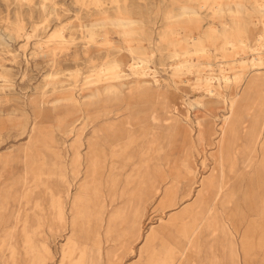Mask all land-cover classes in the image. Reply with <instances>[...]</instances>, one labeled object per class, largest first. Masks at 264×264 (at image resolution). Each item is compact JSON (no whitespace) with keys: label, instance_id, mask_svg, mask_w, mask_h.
Returning <instances> with one entry per match:
<instances>
[{"label":"rangeland","instance_id":"374dc122","mask_svg":"<svg viewBox=\"0 0 264 264\" xmlns=\"http://www.w3.org/2000/svg\"><path fill=\"white\" fill-rule=\"evenodd\" d=\"M129 1L143 4L146 12L137 16L146 24L156 23L151 37L143 31L124 37L122 28L110 19L97 21L93 33L91 26L104 17L98 9L110 7L111 0H0V198L9 196L11 209L0 227V240L8 234L0 264H77L79 248L95 247L97 234L100 257L95 256L93 264H150L153 246L160 249L175 237L186 242L183 234L188 229L183 227L210 210L200 254L191 252L176 264H211V248L219 264H264L258 165L263 154L260 150L254 159L243 155L252 161L243 163L242 158L234 159L231 150L235 144L246 147L252 123L264 119L262 88L246 84L259 73L264 82V60L255 66L251 52L237 56L224 27L232 22L231 10L237 9L238 21L246 28L230 39L235 48L242 46L245 36L264 37V0H218L219 6L217 0ZM185 5L188 10L182 17L191 14L200 19L179 20ZM170 9L174 12L168 23L165 16ZM167 23L178 33L174 45L159 38ZM213 27L218 34L214 40L207 38L208 54L195 52L187 41L189 35L203 37ZM138 46L145 55L130 53ZM143 56L153 59L143 64L136 59ZM137 63L150 69L144 73L132 68ZM223 64L242 71L245 79L230 72L231 80L216 86L213 96L196 87L204 73L201 67L219 74ZM195 101H205L206 106H188ZM232 101L235 106L229 110ZM115 124L124 127L122 132H143L139 171L150 179L153 191L144 178H134V200L150 193L138 239L130 229L131 207L119 214L113 225L116 234L107 238L110 217L123 202L132 166L117 163L112 172L109 161L100 179L103 195L81 188L90 166V134L103 128L109 131H104L106 137L112 133L118 138L119 130L110 129ZM222 142L227 145L223 156ZM60 153L68 157L70 168L79 171L76 176L65 179L57 172ZM75 155L80 159L73 165ZM102 158L100 154L98 159ZM222 170L230 184L240 185L236 207L225 213L215 204L213 192L202 190V181L218 179ZM30 177L40 187L28 189ZM54 200L64 207L63 222L55 218ZM235 215L242 221L232 225L230 217ZM215 231L220 239L213 237Z\"/></svg>","mask_w":264,"mask_h":264},{"label":"bare ground","instance_id":"6f19581e","mask_svg":"<svg viewBox=\"0 0 264 264\" xmlns=\"http://www.w3.org/2000/svg\"><path fill=\"white\" fill-rule=\"evenodd\" d=\"M83 2H81V4ZM99 2H97V3H99ZM215 4H218V6H219V1L218 0L215 1ZM85 5H86V3H85ZM83 8H84V5H83ZM214 8H215V6L212 9H214ZM87 9H90V8H87ZM143 9H144L143 4L139 3L137 1L130 2L129 0H111V6L110 7H107V8L102 7L100 9H98L97 12L99 14L104 15V17L99 19V20H96L95 23L91 26V28L93 29V33L95 32L94 30H96L95 28L99 25L97 23V21L103 22L106 20L108 21V19H110L115 23V25L122 28L121 33L123 34L124 37H129V35L131 33H134V31L135 32L136 31L146 32L151 37L152 34H154L153 31H154V26L156 23H154L152 21L149 24H146L142 19H140L137 16V15L143 14V12H144ZM180 9L183 11V13L178 15L180 17L179 20H182L183 18H185V19H183L182 21H193L195 18H196L195 20L200 19V15L194 17L191 14H189V15L187 14L188 15L187 17H184V16L182 17L183 14H186V11L188 9L186 8V5L182 6ZM173 12H174V9L173 10L170 9L166 13L165 20H167L168 23L170 20V15ZM88 15H89V13H88ZM143 16H144V14H143ZM231 16H232V22H226L224 24L225 33L227 35L226 37L228 38L227 39L228 45H230V47H232V49H237V56H242V54H246L248 52L249 53L251 52L253 55L252 59H251L253 62V65H255V66L258 65L259 61L262 62V60H264L262 57V55H264V37H263V35H259L256 38V40H251L250 37L245 36L244 39L242 40V46H237L238 44L236 43L237 48H235L233 41H231V40H233L234 33L237 31H241L242 29H245L246 26L239 23V21H238V18L241 16L240 11H238L237 9H232L231 10ZM146 18H148V17L146 16ZM108 22H110V21H108ZM168 23L159 32V38H160V41L164 40L167 44L174 45L175 44L174 36H176L178 33H177V30L171 28V26L168 25ZM138 24L142 25L141 29H136V25H138ZM128 27H130V28H128ZM131 27H133V28H131ZM103 29H102V31H103ZM62 32H63L62 30L59 31L56 35H54V37L60 36ZM217 32H218L217 28L213 27L211 34L210 33L206 34L203 37H200V36L197 37V36H193L192 34L191 35L188 34L189 37L187 36L188 37L187 41H188L189 45H191L194 48L195 52L202 53V54H205V53L208 54V48L206 46L207 38H212L214 40L215 35L218 34ZM211 35H213L214 37ZM96 36H99V35H96ZM142 36H143V34H142ZM94 37H95V34H94L93 38ZM91 40H94V39H91ZM152 40H153V38H152ZM179 40H180V38H179ZM94 41H96V40H94ZM144 43H145V41H144ZM101 44H103V43H101ZM139 46L137 48L130 49V51H131L130 53L134 54V56H135V53L145 55L146 53H145L144 48L139 47ZM119 49L121 51V48H119ZM151 58H152V56H143V57H139L136 59H139V62L144 64V63H149L151 61ZM244 62H246V61H243L242 63H244ZM135 64L131 65L132 68H135V67L136 68H142L144 73H146L147 68H149V67H146L142 64H141L142 66H140V65H138L139 63H137V66H135ZM180 68H182L181 65H180ZM183 69H184V67H183ZM185 69L187 70V72L192 71L188 68H185ZM201 70H203L204 73L202 74V76L198 77V79L196 81L197 82L196 87H198L201 90L203 89L210 96H213L215 94L216 86H219L223 81L227 82L228 80H231L230 72H234V75L236 76L235 78L245 79V75H244V73H242V71L236 70V69L234 70V69L230 68L228 64L222 65V69H221L219 74L209 73L211 71L207 72L206 66L201 67ZM212 71H213V69H212ZM116 75H118V74H116ZM122 75H124V74L122 73L120 75V78L123 77ZM147 75H149V74H147ZM260 76H261L260 73L257 74L256 78L249 79L248 82H246V84H247L248 88L259 85L262 88L261 91L263 92V95H264V82ZM123 78L125 79L126 77H123ZM258 78H259V80H258ZM263 98H264V96H263ZM163 99H164L163 101H167L168 96H166V94H165L163 96ZM188 106L189 107H195V108L196 107L198 108L200 106L204 107V106H206V102L205 101L189 102ZM228 106H229V110H233V108L235 106L234 102L232 101L231 104ZM262 106L264 108V103ZM153 119H156V118L153 117ZM226 119L228 120L229 116H226ZM126 124L132 126L128 122ZM197 124L199 127H201L203 125L200 122H197ZM111 126H112V128H110V129L114 130V132L119 130L118 132L120 133V136L118 138L116 136L112 135V133L109 134L110 138L108 136L106 137L103 133L105 130L106 131H108V130L103 129V128L96 129L95 131H93L90 134L89 143L91 144V149L89 147V150H91V151L88 150L89 156L87 157V163L90 164V166L87 170L86 177L84 179L83 184L81 185V188L83 190H85L86 193H92L95 196L103 195L104 188L102 186L100 179H101V174H103L102 172L106 169L107 164H109L108 162L110 161L109 165H110L112 172L114 171V168L116 167L117 163H120V164L125 165V166H132L131 171L128 173V176L126 178L125 187L123 188V193H122L123 202L118 209H115L112 212V215L110 217L109 222L111 224L109 225V231L107 232V238H111V237L115 236L114 234H116V233H115V231H113V227H114L113 225H114V222L117 221L119 214L128 210L127 208L131 207L130 210L132 212V216H131V221H130L131 222L130 223V229L133 233V237L135 239L136 238L138 239L139 236L141 235V232L143 229V227L141 225V220L143 219V216H144L146 199H147V197H150V193L142 194L139 198L134 200L131 197V193L133 191L132 190V182H133L134 178H136V176H140V177L144 178L145 182L149 186V191H153V187L150 183V179L141 176L140 171H139L140 166L142 165V162H143V161H139V159H138L140 151L143 148V143L141 142L142 138H143V135H142L143 132H141V131L132 132L129 130H127V132H125V131L122 132V130L124 128L122 125L115 124V125H111ZM248 139H249V143L246 145V147H241V146H238L237 144H235L231 150H232V154L234 156V159L238 160L239 158H242L244 160L243 163L252 162V161H247L246 160L247 158L245 156H250L251 159H254L257 156V154L260 153V150L263 154L262 160L259 159L260 163L258 162L259 163L258 165H259V178H260V182H261V192H260L261 200H260L259 206H260V209L262 211L261 218H264V119L262 121L259 118L254 120V122L252 123V125L249 129ZM260 146H261V148H260ZM226 147H227V145L222 142L220 145V152H221L222 156L227 151ZM100 154L103 155V158L101 160L98 159V157L100 158ZM243 155H245V156H243ZM67 156H68V154H67ZM84 157H85V155H84ZM67 158L68 157H66L60 153L58 155V158H57V161L55 164L57 172L60 173L62 175V177H64L65 179L70 177V174H72L73 176H76L79 173V171L77 173V170L69 167V163H68ZM73 159H74L73 165H76V163L80 159V157L75 155V156H73ZM181 161L182 160H180V162ZM226 177H227L226 173L224 172V170H222L221 175L218 179L213 180V181H209V182H205L204 180L202 181V190L204 191V193L206 194L207 192H213V195H214L213 200H214L215 204H219L224 213L228 211L229 207H236L237 199H238V195H239L238 194V191H239L238 187H240V185L236 186L235 183L230 184V181L227 180ZM37 184L38 183H36V180L30 177L29 184L27 185V188L31 189V188L40 187V185H37ZM156 191H157V189H155V192ZM8 197L3 198V199L0 198V204H1L0 205V227H1V223L3 222V220H5V218L11 214L10 202L8 200ZM52 208H53V212L56 213V215H55L56 219H58L62 222L66 220L64 207L61 203L54 200L52 202ZM212 211L213 210H210L208 212V215H205L203 217L196 216L193 220L189 221L186 224V226L183 227V229H188V230L184 231V234H183L185 239H187L186 242L184 240H180L179 238L175 237L174 240H170V239L167 240L160 249H157L156 247L153 246L152 249H153L154 257H153V260L150 264H176V260L178 258H183V257L189 255L191 252H194L196 254H200V251L202 249V243H203L202 242V236H203L204 229H205L204 225L209 222L210 217H211L210 215L212 214ZM81 218H83V217L81 216ZM230 219H231L232 225L239 224L240 221H242V219L239 218V216L237 217L236 215L231 216ZM74 225L77 226L76 221L74 222ZM82 228H84V226H82ZM190 230H191V232H190ZM225 230L227 231L226 228H225ZM86 232H88V231H86ZM6 235H8L7 231H6V234H3V236L1 237L0 250L7 243V236ZM213 237L220 239V233L215 231L213 233ZM232 239H234V238H232ZM149 241H150V237H149ZM94 243H95L94 246L96 248L95 247L91 248V247L86 246V245L81 246L79 248L81 257H80L79 263H77V264H84L85 262H88V264H93V260H94L95 256L99 259V257H100L99 247L101 244V240H100V236L98 234L96 236V240L94 241ZM150 243L152 244V241ZM211 249H213L212 250L213 251V257L215 259L213 261L216 262L215 264H219V257L217 255V252L215 251L214 248H211ZM234 254H235V258L239 257V253L236 252Z\"/></svg>","mask_w":264,"mask_h":264},{"label":"crops","instance_id":"0c3cea01","mask_svg":"<svg viewBox=\"0 0 264 264\" xmlns=\"http://www.w3.org/2000/svg\"><path fill=\"white\" fill-rule=\"evenodd\" d=\"M213 259H210V261H211V264H215L216 262H214L213 260H215L214 259V257H212Z\"/></svg>","mask_w":264,"mask_h":264}]
</instances>
